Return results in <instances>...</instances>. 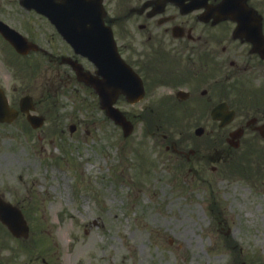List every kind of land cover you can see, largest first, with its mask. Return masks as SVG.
Masks as SVG:
<instances>
[{"label": "rangeland", "instance_id": "1", "mask_svg": "<svg viewBox=\"0 0 264 264\" xmlns=\"http://www.w3.org/2000/svg\"><path fill=\"white\" fill-rule=\"evenodd\" d=\"M16 58L0 45L1 71L3 61L18 64ZM37 61L41 67L30 83L47 124L40 130L0 128V186L25 209L32 228L31 237L20 241L0 230L19 262L36 257L41 264L44 258L51 264L264 260L263 192L225 191L227 182L211 174L217 178L212 188L194 180L189 163L172 150L186 137L176 125L158 120L164 125L155 129L146 121L125 138L98 101L84 93L54 94L48 101L54 92L49 68L55 66ZM118 105L128 110L122 101ZM71 124L78 129L71 132ZM161 130L168 131V140Z\"/></svg>", "mask_w": 264, "mask_h": 264}, {"label": "flooded vegetation", "instance_id": "2", "mask_svg": "<svg viewBox=\"0 0 264 264\" xmlns=\"http://www.w3.org/2000/svg\"><path fill=\"white\" fill-rule=\"evenodd\" d=\"M21 1L0 0V17L34 35L41 46V41L48 45L38 53L55 66L49 71L59 84L56 92L98 98L92 86L80 83L72 67L79 63L101 81L94 64L77 55L45 16L23 9ZM103 5L105 25L128 63V82L135 74L144 90L140 103L128 104L129 113L190 115V123L202 133L193 157H188L192 169L206 170L209 166L201 158L213 160L211 154H217L216 162L230 169V179L222 171L228 188L231 179H240L254 191H264V0H103ZM1 66L10 104L19 108L33 85L14 82L20 70L34 68L4 61ZM221 165L210 169L219 174ZM0 264H7L1 252Z\"/></svg>", "mask_w": 264, "mask_h": 264}, {"label": "water", "instance_id": "3", "mask_svg": "<svg viewBox=\"0 0 264 264\" xmlns=\"http://www.w3.org/2000/svg\"><path fill=\"white\" fill-rule=\"evenodd\" d=\"M87 2H91V1H87ZM64 3L67 5V10H70L69 4H73V5L80 4L84 9H86V6H85L84 2H82V1L68 0V1H65ZM91 3H93V1ZM75 27H76V29H81L82 27H85V26L78 24V25H75ZM80 33H81V30H80ZM102 102H103L104 106L108 109L109 115L124 125L125 131L127 134L130 131V125L128 124V122L124 121V119H123V117L119 111L112 108L113 100L103 98ZM0 213L2 215V219H5L4 218L5 216H8L11 218L13 225L10 227L16 231V234L21 235V234L27 232L28 227L26 225H24V227L22 229V227H20V225L18 224V223H23V222H21L20 219H16L15 216H17V215L14 214L13 208H11L10 206L3 208L2 211H0Z\"/></svg>", "mask_w": 264, "mask_h": 264}]
</instances>
